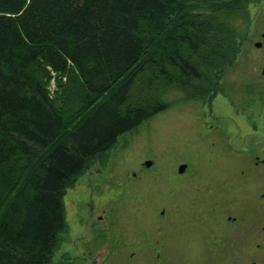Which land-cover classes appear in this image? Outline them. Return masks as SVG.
I'll return each instance as SVG.
<instances>
[{
    "label": "trees",
    "instance_id": "1",
    "mask_svg": "<svg viewBox=\"0 0 264 264\" xmlns=\"http://www.w3.org/2000/svg\"><path fill=\"white\" fill-rule=\"evenodd\" d=\"M256 1L0 0V264H54L67 188L171 93L210 101Z\"/></svg>",
    "mask_w": 264,
    "mask_h": 264
},
{
    "label": "rangeland",
    "instance_id": "2",
    "mask_svg": "<svg viewBox=\"0 0 264 264\" xmlns=\"http://www.w3.org/2000/svg\"><path fill=\"white\" fill-rule=\"evenodd\" d=\"M249 9L248 35L210 101L171 93L170 107L121 134L67 188L68 233L54 264H213L205 234L214 221L264 212V175L247 159L264 156V0ZM52 75V95L63 96L58 80L68 77Z\"/></svg>",
    "mask_w": 264,
    "mask_h": 264
},
{
    "label": "flooded vegetation",
    "instance_id": "3",
    "mask_svg": "<svg viewBox=\"0 0 264 264\" xmlns=\"http://www.w3.org/2000/svg\"><path fill=\"white\" fill-rule=\"evenodd\" d=\"M247 159L253 171L264 175V156L257 152H249ZM182 163H178V166ZM144 164L146 165V162ZM259 196L260 199L256 202L262 204L264 188ZM258 207L263 209L264 205ZM94 211L92 206L90 217L92 219ZM164 212L165 210H162L161 213ZM261 213L260 216L254 217L230 215L225 217L228 222L216 219L213 229L205 234L207 261L213 264H264V212ZM102 218V215L98 216V220L101 221ZM217 224L219 227L224 225L227 228L219 231ZM204 263L207 264L206 261Z\"/></svg>",
    "mask_w": 264,
    "mask_h": 264
},
{
    "label": "water",
    "instance_id": "4",
    "mask_svg": "<svg viewBox=\"0 0 264 264\" xmlns=\"http://www.w3.org/2000/svg\"><path fill=\"white\" fill-rule=\"evenodd\" d=\"M263 37H264V33H263ZM255 45L257 47H261L262 46V42L261 41H258V42L255 43ZM263 72H264V69H263ZM151 164H152V161L151 160H147L146 161V165L147 166H151ZM187 166H188V164H186V163L181 164L179 166V172L180 173H183L186 170Z\"/></svg>",
    "mask_w": 264,
    "mask_h": 264
}]
</instances>
